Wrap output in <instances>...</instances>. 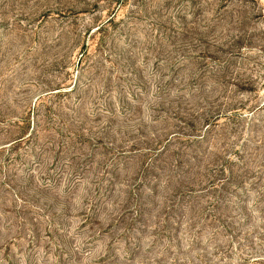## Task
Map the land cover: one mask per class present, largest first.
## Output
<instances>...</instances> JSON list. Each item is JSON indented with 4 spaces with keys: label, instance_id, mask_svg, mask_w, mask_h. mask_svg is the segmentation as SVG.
I'll return each instance as SVG.
<instances>
[{
    "label": "rangeland",
    "instance_id": "obj_1",
    "mask_svg": "<svg viewBox=\"0 0 264 264\" xmlns=\"http://www.w3.org/2000/svg\"><path fill=\"white\" fill-rule=\"evenodd\" d=\"M0 264H264V0H0Z\"/></svg>",
    "mask_w": 264,
    "mask_h": 264
}]
</instances>
